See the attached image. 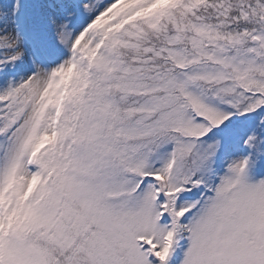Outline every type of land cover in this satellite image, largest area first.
Here are the masks:
<instances>
[{
    "label": "snow or ice",
    "instance_id": "1",
    "mask_svg": "<svg viewBox=\"0 0 264 264\" xmlns=\"http://www.w3.org/2000/svg\"><path fill=\"white\" fill-rule=\"evenodd\" d=\"M0 264H264V0H0Z\"/></svg>",
    "mask_w": 264,
    "mask_h": 264
}]
</instances>
